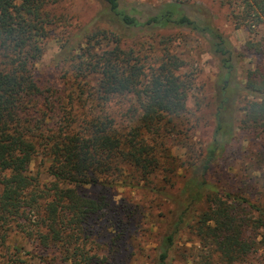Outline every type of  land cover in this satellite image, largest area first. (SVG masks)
Segmentation results:
<instances>
[{"label":"trees","instance_id":"1","mask_svg":"<svg viewBox=\"0 0 264 264\" xmlns=\"http://www.w3.org/2000/svg\"><path fill=\"white\" fill-rule=\"evenodd\" d=\"M57 1L0 0V264H36L13 240L19 234L49 255L44 264H133L140 208L112 206L107 193L118 183L170 204L149 264H174L181 250L185 264H264V202L208 177L237 130L264 139V71L249 69L240 81L238 52L210 11L190 0H96L99 11L83 25L54 11ZM230 2L240 24L264 27V0ZM178 28L206 36L220 60L215 132L194 160L168 144L184 134L177 121L187 117L194 81L179 73L173 36L157 40ZM142 32L154 40L130 41ZM50 39L60 41V84L35 73ZM249 48L264 53V31ZM239 102L244 115L236 119ZM105 217L115 218L106 248L94 227ZM185 232L201 244L191 260L180 245Z\"/></svg>","mask_w":264,"mask_h":264},{"label":"rangeland","instance_id":"2","mask_svg":"<svg viewBox=\"0 0 264 264\" xmlns=\"http://www.w3.org/2000/svg\"><path fill=\"white\" fill-rule=\"evenodd\" d=\"M138 4L157 5L166 0H127ZM212 14L214 25L227 37L239 57L235 55L234 65L238 79L244 81L249 69L260 68L264 71V53H258L249 48V41H260L264 27H256L240 24L237 15L239 10L232 0H190ZM54 11L73 16V22L83 25L90 21L99 11L96 0H58L52 5ZM172 35L174 38L172 52L177 54L183 65L179 70L181 74L192 75L193 86L188 99V113L186 119L177 121L184 134L172 137L168 140L173 155L181 160H194L207 147L213 138L216 120L215 112V83L220 70V60L210 52L208 38L199 32L190 29L161 30L160 37ZM167 36V37H166ZM154 33L142 32L133 35L131 42L142 39L146 44L154 39ZM60 41L50 39L42 58L35 63L36 75L46 81L61 83V73L57 67L56 55L59 52ZM243 103H238L235 118L244 115ZM238 131V135L232 140L222 156L212 165L208 177L221 188L238 192L253 202H264V139L252 134ZM182 173V170H180ZM181 179V178H180ZM161 183L163 181L160 180ZM88 195H95L98 188L88 185L84 188ZM108 197L115 209H122L123 204L129 203L139 206V214L132 221V230L136 231L134 245L138 251V258L133 264H149L148 255L157 245V238L163 231L166 221V213L170 204L163 198L145 189L131 188L121 184H115L109 188ZM172 206V205H171ZM200 206L199 209L203 208ZM113 214V212H112ZM115 218L105 217L94 224L97 233V242L104 248L108 247L114 231L112 226ZM13 240L29 250L31 262L44 264L40 257L49 258L45 252H40L36 244L19 235L13 236ZM129 244V243H128ZM181 247L188 259L201 247L195 235L185 232L182 236ZM124 247V246H123ZM123 259L127 258L128 250H122ZM182 250L174 264L188 263Z\"/></svg>","mask_w":264,"mask_h":264}]
</instances>
